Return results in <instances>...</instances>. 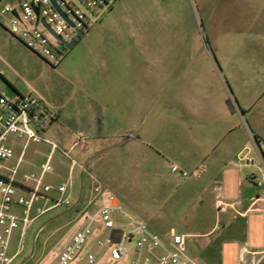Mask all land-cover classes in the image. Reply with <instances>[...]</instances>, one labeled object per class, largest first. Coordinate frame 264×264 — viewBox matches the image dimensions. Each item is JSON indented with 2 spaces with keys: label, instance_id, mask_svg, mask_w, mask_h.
I'll use <instances>...</instances> for the list:
<instances>
[{
  "label": "rangeland",
  "instance_id": "obj_1",
  "mask_svg": "<svg viewBox=\"0 0 264 264\" xmlns=\"http://www.w3.org/2000/svg\"><path fill=\"white\" fill-rule=\"evenodd\" d=\"M6 24L0 17V87L10 95L34 90L56 117L55 107L64 105L43 133L58 146L43 184L69 183V205L47 208L21 242L20 229L13 232L8 255L19 251L11 264H50L85 215L111 197L154 234L185 233L186 251L199 263L239 264L246 245L257 252L255 264H264V202L244 216L214 206L211 194L219 188L228 200L254 192L238 186L235 170L206 175L191 164L202 161L196 150L216 130L207 124L214 121H201L182 104L184 88L199 93L200 83L215 97V76H264V0H115L88 16L82 36L64 48L56 66L12 37ZM49 151L46 143H31L17 178L38 176ZM19 153L15 146L11 164ZM173 165L178 172H171ZM54 189L35 206H51L59 197ZM11 211L22 213L16 206ZM98 249L90 241L71 264H87V253ZM131 250L117 264H129ZM114 262L104 248L94 264Z\"/></svg>",
  "mask_w": 264,
  "mask_h": 264
},
{
  "label": "built area",
  "instance_id": "obj_2",
  "mask_svg": "<svg viewBox=\"0 0 264 264\" xmlns=\"http://www.w3.org/2000/svg\"><path fill=\"white\" fill-rule=\"evenodd\" d=\"M114 1L55 0L73 26L51 0H0V17L5 18L6 30L12 37L50 65L56 66L64 57V48H67L63 42H70L77 29L83 31L87 27L90 14H99L103 9L110 8ZM55 119L56 114L48 102L34 90L10 95L0 87V264H11L18 254L19 250L8 255L10 239L15 230L20 229L21 242L29 224L47 208L69 205V198L64 197L68 182L61 183L55 189L43 184V176L51 170L50 157L58 149L57 144L45 138L43 133ZM42 142L50 146V151L39 175L24 174L18 179V167L25 149L31 143ZM79 142L74 141L69 150ZM15 146L20 148V153L15 164H11L9 160ZM255 149L256 154L247 147L241 150L235 165L256 172L249 174L247 179L258 189L251 206L260 210L255 206L264 202V143L256 140ZM64 154L68 156L69 152L65 151ZM178 171L176 165L171 167V172ZM180 174L182 177L188 176L185 171ZM53 189L59 197L52 200L51 206H35L40 200L47 202L46 194ZM95 190L99 191V188ZM13 206L21 208L22 213H13ZM261 210L264 213V209ZM85 213L81 212L80 217ZM90 241L99 249L95 253H87V264H94L99 251L104 248H109L110 256L117 264L118 260L129 254V245H132L129 264H202L187 253L185 234L173 229L167 236L150 232L143 222L124 211L113 197L108 205L85 215L83 225L74 231L50 264H71ZM256 253L243 245L239 264H255L254 259L248 261L247 257Z\"/></svg>",
  "mask_w": 264,
  "mask_h": 264
},
{
  "label": "crops",
  "instance_id": "obj_3",
  "mask_svg": "<svg viewBox=\"0 0 264 264\" xmlns=\"http://www.w3.org/2000/svg\"><path fill=\"white\" fill-rule=\"evenodd\" d=\"M214 30L216 32L215 27ZM215 77L217 82V95L215 97L207 95L208 91L202 83L199 84V93H193L185 88L183 91L182 104L184 110L198 116L201 121L210 123L214 121L213 125L207 124L210 129L216 130L214 138L203 141L202 144L205 147L199 149L200 153L197 150L196 153L194 152L198 154L199 159L202 158V161L195 160L191 164L193 166L198 165L202 173L206 175H209L213 170H221L222 176L224 172L237 171L238 186L254 193L249 197L247 195L245 197L243 191L240 193V197L228 200L224 188H219V191L211 195L214 206L218 207L220 212L227 213L231 211L232 215L237 213V215L244 216L248 211L255 210L251 206V201L258 190L247 179L250 168L237 166L235 162L239 152L245 147L256 154L255 141L264 143V76L257 79H254L253 76H246L245 78L241 76ZM78 80V83L81 82L80 77H78ZM252 80L256 83L254 84ZM80 88H82L81 85L78 86L76 92ZM99 90L100 88H98ZM94 93L98 94L99 92ZM237 98L240 103H238ZM55 108L59 114L64 105ZM58 114L56 118L59 117ZM82 124V119L78 118L77 126ZM82 208L77 207L76 210L79 211ZM216 229V227H212L206 234H213ZM248 257V261L253 259L251 255H248Z\"/></svg>",
  "mask_w": 264,
  "mask_h": 264
},
{
  "label": "water",
  "instance_id": "obj_4",
  "mask_svg": "<svg viewBox=\"0 0 264 264\" xmlns=\"http://www.w3.org/2000/svg\"><path fill=\"white\" fill-rule=\"evenodd\" d=\"M51 1H52L53 5L55 6V8H56V9H57V10L63 15V17L68 21V23H69L71 26H73V23H72V22L66 17L65 14L62 13V11L60 10V8H59L58 5L56 4L55 0H51ZM46 26H47V28H49L48 25H46ZM82 34H83V31L77 29V30H76V35H75V37H74L70 42H63L64 45H65L67 48H71V47L75 44L76 40H78V39L82 36ZM109 264H115V263H109Z\"/></svg>",
  "mask_w": 264,
  "mask_h": 264
}]
</instances>
